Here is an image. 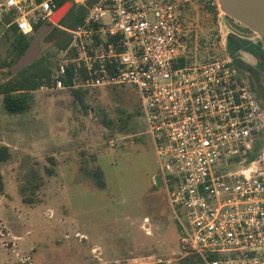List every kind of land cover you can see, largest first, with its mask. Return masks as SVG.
<instances>
[{
    "label": "built area",
    "instance_id": "2783aa9c",
    "mask_svg": "<svg viewBox=\"0 0 264 264\" xmlns=\"http://www.w3.org/2000/svg\"><path fill=\"white\" fill-rule=\"evenodd\" d=\"M89 1L73 0L86 6L85 17L61 28L70 44L52 84L38 91L134 87L182 254L203 264H264V104L233 57L190 59L184 9L193 0ZM58 9L57 0H8L0 22L35 35Z\"/></svg>",
    "mask_w": 264,
    "mask_h": 264
},
{
    "label": "rangeland",
    "instance_id": "374dc122",
    "mask_svg": "<svg viewBox=\"0 0 264 264\" xmlns=\"http://www.w3.org/2000/svg\"><path fill=\"white\" fill-rule=\"evenodd\" d=\"M206 2L184 9L193 62L225 57L232 28L249 32L218 1L217 13ZM9 29L0 22V62L14 58ZM49 52L55 64L61 51ZM33 96L28 111L11 114L0 95V143L11 151L1 167L0 264H203L196 257L188 263L181 252V229L166 187L156 183L158 158L134 87L90 89L84 105L67 90Z\"/></svg>",
    "mask_w": 264,
    "mask_h": 264
},
{
    "label": "trees",
    "instance_id": "16d2710c",
    "mask_svg": "<svg viewBox=\"0 0 264 264\" xmlns=\"http://www.w3.org/2000/svg\"><path fill=\"white\" fill-rule=\"evenodd\" d=\"M59 8L65 4L71 3L72 8L69 9L65 17L59 22V26H64L65 28H76L82 24L83 19L86 14V6H77L74 4L73 0H57ZM92 3L90 0L87 6ZM189 6V4L187 5ZM207 8L212 13L218 12V6L207 5ZM51 24V23H48ZM41 24L36 27V32L40 30ZM59 26H53L49 33L44 37L42 43L46 45L44 52L41 56L36 59L31 65L20 70L16 74L11 73V67L17 62V60L27 51L31 42L33 41V35H25L16 26H12L6 36L8 37L12 53L14 58L9 62H0V75L5 74V71L9 74L8 78L0 82V95L3 96L5 110L11 114H22L30 108L33 101L34 92L38 91L41 86H50L53 82L52 73L56 67V63H51L49 58L51 56L50 50L55 48L58 51L66 49L70 44V35L59 28ZM35 32V33H36ZM232 32L227 38V50L228 53L234 58V65L239 71L241 76L240 67L243 63L238 59V53L243 48H248L253 53H257V49L254 46L248 47V42L239 38L235 33L238 31L232 28ZM48 54L44 56V54ZM264 66V59L261 62ZM74 69L71 67L69 69V77L65 79L67 84L71 83L73 77ZM242 78V76H241ZM90 89H72L69 90L72 96L79 101L80 104L84 105V100ZM255 91L254 89H251ZM259 100L263 103L261 96H258ZM264 104V103H263ZM11 158L10 148L2 143H0V195L5 193V180L2 173L1 167L4 163L9 161ZM53 165H55V160L51 159ZM48 175H53L54 170H47ZM24 193V189H23ZM23 200L26 203L33 204L34 200L23 195ZM188 263L193 261L194 256H188Z\"/></svg>",
    "mask_w": 264,
    "mask_h": 264
},
{
    "label": "water",
    "instance_id": "95a60500",
    "mask_svg": "<svg viewBox=\"0 0 264 264\" xmlns=\"http://www.w3.org/2000/svg\"><path fill=\"white\" fill-rule=\"evenodd\" d=\"M8 0H0V4ZM219 9L231 19L248 28L253 36L264 39V0H217ZM68 3L60 7L53 15L52 24H59L71 8ZM52 29L51 24H45L36 33L27 51L11 67V73L16 74L20 70L31 65L40 55L42 41ZM158 186H162L159 176L156 177Z\"/></svg>",
    "mask_w": 264,
    "mask_h": 264
},
{
    "label": "flooded vegetation",
    "instance_id": "af4514ba",
    "mask_svg": "<svg viewBox=\"0 0 264 264\" xmlns=\"http://www.w3.org/2000/svg\"><path fill=\"white\" fill-rule=\"evenodd\" d=\"M73 6H71L72 8ZM70 8V9H71ZM249 32L244 33L238 31L235 33L239 38L248 42V47L254 46L257 49V53H253L248 48H243L238 53V59L243 63V66L240 67V74L245 83L251 88L254 89L257 96L264 97V87L260 85V73H264V66L261 65V62L264 59V39L253 36V33L248 29ZM233 33V32H231ZM258 39L254 41V39ZM234 61V58H233ZM261 87H260V86ZM263 103L264 100L262 99Z\"/></svg>",
    "mask_w": 264,
    "mask_h": 264
}]
</instances>
